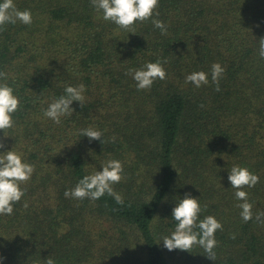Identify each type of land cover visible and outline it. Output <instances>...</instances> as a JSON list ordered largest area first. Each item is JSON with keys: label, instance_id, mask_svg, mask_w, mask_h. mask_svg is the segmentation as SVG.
<instances>
[{"label": "trees", "instance_id": "obj_1", "mask_svg": "<svg viewBox=\"0 0 264 264\" xmlns=\"http://www.w3.org/2000/svg\"><path fill=\"white\" fill-rule=\"evenodd\" d=\"M13 3L31 11L32 23L0 31V71L8 75L0 82L21 104L14 127L0 131V153H22L35 171L13 214L0 215V264L49 256L56 264H264V224L255 219L264 211V0H159V16L136 22L135 35L105 21L91 0ZM152 19L167 25L166 35ZM157 60L166 61L167 78L137 90L127 69ZM217 62L225 68L219 91L211 82ZM195 71L208 73L209 84H186ZM81 83L82 107L73 101L60 124L44 116L67 85ZM87 127L105 142L82 137ZM110 159L124 167L113 185L123 205L107 194L64 196ZM234 164L259 177L243 189L253 204L247 222L228 180ZM185 193L198 198L200 220L213 216L223 226L216 261L199 246L188 253L163 245Z\"/></svg>", "mask_w": 264, "mask_h": 264}, {"label": "clouds", "instance_id": "obj_2", "mask_svg": "<svg viewBox=\"0 0 264 264\" xmlns=\"http://www.w3.org/2000/svg\"><path fill=\"white\" fill-rule=\"evenodd\" d=\"M91 4L97 12L102 13L105 21H111L121 29L135 35L133 25L136 22H143L151 19L153 15L159 16L156 11L159 0H91ZM17 21L30 25L32 14L30 10H18L13 0H3L0 3V31L4 30V25L15 24ZM155 28L161 30L162 35L167 34V25L159 19H152ZM259 56L264 59V37L258 40ZM163 63H166L164 61ZM160 60L146 63L141 68H129L126 75H131L136 82L137 90L150 89L153 83L167 78V72ZM225 68L218 62L211 65V82L215 85V90L219 91V81L223 77ZM208 73L195 71L184 77L185 83H191L196 88L208 85ZM8 75L0 71V80L7 81ZM86 86L81 83L76 86L67 85L64 88V95L53 99L46 109L43 110L45 117L50 118L54 123L60 124L62 117H69L74 113L70 107L76 101L82 107L85 102L84 92ZM21 107L20 99L14 95V89L6 82H0V131L14 127L13 114ZM202 107V105H201ZM82 137L89 140H103L102 131L94 127H87L80 130ZM5 136V135H4ZM7 137V136H5ZM115 136L111 138L115 142ZM4 145L0 143V148ZM101 171H94L92 174L85 175L78 181L73 189L66 190L64 196L75 200H97L107 194L111 196L116 204L123 205V196L113 188L123 180L124 167L119 160L110 159L101 166ZM35 171V165L27 163L23 159V154L13 149L0 153V215H12L13 205L18 203L25 195L26 189L21 188L22 184H27ZM228 180L233 189L234 195L241 203L237 207L241 209L240 215L244 222L253 219V204L248 200V193L245 188L255 187L259 183V177L249 169L234 164L228 175ZM28 207L27 202L23 205ZM207 206H205L206 208ZM201 205L198 198L185 193L184 198L178 200L172 210V219L176 221L174 230L170 235L162 238L164 247L169 250L179 249L190 253L191 250L199 246L206 253L205 257L216 261L215 248L217 240L215 233L223 230L222 224L213 216H206L200 220ZM258 224H264V211L255 213ZM151 220H160L159 216H154ZM196 229H199L197 231ZM2 259V257H0ZM43 264H56L55 260L49 256L43 260Z\"/></svg>", "mask_w": 264, "mask_h": 264}]
</instances>
